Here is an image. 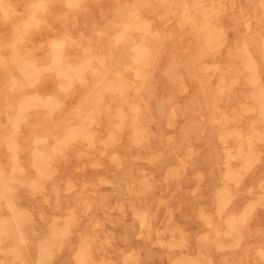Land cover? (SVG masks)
I'll return each instance as SVG.
<instances>
[{
  "label": "rangeland",
  "instance_id": "rangeland-1",
  "mask_svg": "<svg viewBox=\"0 0 264 264\" xmlns=\"http://www.w3.org/2000/svg\"><path fill=\"white\" fill-rule=\"evenodd\" d=\"M262 96L264 0H0V264H264Z\"/></svg>",
  "mask_w": 264,
  "mask_h": 264
},
{
  "label": "bare ground",
  "instance_id": "bare-ground-1",
  "mask_svg": "<svg viewBox=\"0 0 264 264\" xmlns=\"http://www.w3.org/2000/svg\"><path fill=\"white\" fill-rule=\"evenodd\" d=\"M203 10H204V9H203ZM214 11H215V10H214ZM212 13H214V12H212ZM207 14H208V13H207ZM29 16H30V15H29ZM34 17H35V16H34ZM26 19H27V18H26ZM247 22H249V21H247ZM125 23H126V22H125ZM128 26H129V25H128ZM121 28H122V27H121ZM139 28H140V27H139ZM98 32H99V31H98ZM118 32H119V31H118ZM119 37H120V36H119ZM51 41H52V40H51ZM55 41H56V40H55ZM17 42H19V41H17ZM245 42H247V41H245ZM245 44H247V43H245ZM210 47H211V46H210ZM12 48H13V47H12ZM244 49H245V48H244ZM56 50H57V49H56ZM85 50H86V49H85ZM17 51H18V50H17ZM248 52H249V51H248ZM15 53H16V52H15ZM140 53H141V52H140ZM59 54H60V53H59ZM247 54H248V53H247ZM249 55H250V52H249ZM133 56H134V55H133ZM18 58H19V59H22L23 56H22V58H20V57H18ZM247 58H248V57H246V59H247ZM250 58H251V57H250ZM19 59H18V60H19ZM24 59H25V58H24ZM246 59H245V60H246ZM15 60H16V59H15ZM56 60H57V59H56ZM2 61H3V60H2ZM21 61H22V60H21ZM246 61H247V60H246ZM250 61H252V62H250ZM13 62H14V61H13ZM17 62H19V61H17ZM249 62L251 63L250 66H252V68H253V64L256 63V62L253 61V60H249ZM23 63H25V62H23ZM87 63H89V61H88ZM80 64H82V63H80ZM247 64H249V63L247 62V63L245 64V67L247 66ZM256 64H257V63H256ZM256 64H255V68L257 67ZM19 66H20V64H19ZM201 66H202V64H201ZM58 67H59V66H58ZM73 67H74V66H73ZM80 67H81V66H80ZM89 67H90V66H89ZM202 67H203V66H202ZM245 67H244V69H247V68H245ZM51 68H52V67H51ZM70 68H71V67H70ZM200 68H201V67H200ZM200 68H199V69H200ZM252 68H250V70H251ZM95 69H96V68H95ZM202 69H203V68H202ZM202 69H201V70H202ZM43 70H44V69H43ZM213 70L215 71V69H213ZM247 70H248V69H247ZM253 70H254V69H253ZM253 70H252V71H253ZM256 70H257V69H256ZM256 70H255V71H256ZM28 71H29V70H28ZM33 71H34V70H33ZM81 71H82V70H81ZM203 71H204V69H203ZM207 71H209V70H207ZM255 71L252 72V73H250V74H252V75H253V73L256 74L257 71H256V72H255ZM21 72H22V71H21ZM54 72H55V71H54ZM64 72H65V71H64ZM76 72H77V70H76ZM211 72H212V70H211ZM56 73H57V72H56ZM214 73H215V72H214ZM214 73H213V74H214ZM68 74H69V73H68ZM78 74H79V73H78ZM213 74H212V75H213ZM255 74H254V75H255ZM180 75H181V74H180ZM252 75H251V76H252ZM254 75H253V77H254ZM37 76H38V75H37ZM207 76H208V75H207ZM210 76H211V75H210ZM255 76H259V75H255ZM32 77H33V76H32ZM35 77H36V76H35ZM71 77H72V75L70 76V78H71ZM247 77H249V75H248ZM247 77H246V79H247ZM253 77H251V78H253ZM220 78H221V77H220ZM33 79H34V77H33ZM37 79H38V78H37ZM79 79H80V78H79ZM246 79H245V80H246ZM248 79H249V78H248ZM257 79H259V78H257ZM237 80H238V79H237ZM237 80H236V84H237ZM254 80H255V79H254ZM28 81H29V80H28ZM33 81H35V80H33ZM222 81H223V80H222ZM231 81H232V80H231ZM231 81H230V82H231ZM246 81H248V80H246ZM9 82H10V81H9ZM31 82H32V81H31ZM31 82H30V83H31ZM139 82H141V81L139 80ZM233 82L235 83V81H233ZM233 82H232V83H233ZM248 82H249V81H248ZM27 83H28V82H27ZM234 83H233V84H234ZM250 83H251V82H250ZM251 84H252V83H251ZM249 85H250V84H249ZM257 85H258V84H257ZM64 86H65V84H64ZM66 86H67V85H66ZM184 86H185V85H184ZM252 86H253V88H254V83H253ZM186 87H187V86H186ZM223 87H224V85H223ZM223 87H222V88H223ZM250 87H251V86H250ZM255 87H256V85H255ZM259 87L261 88V86H259ZM259 87H258V88H259ZM64 88H65V87H64ZM262 89H263V88H262ZM262 89H261V90H262ZM67 90H68V89H67ZM222 90H223V89H222ZM261 90H260V91H261ZM218 91H219V87H218ZM220 91H221V90H220ZM254 91H256V92L258 91V90H257V87H256V89H254ZM254 91H253V95H257V94L254 93ZM116 93H117V92H116ZM221 93H222V92H221ZM261 93H262V92H261ZM31 97H32V96H31ZM262 97H264V96H262ZM25 98H26V97H25ZM255 99H256V98H255ZM22 101H23V100H22ZM25 101H26V100H25ZM28 102H29V101H28ZM40 102H41V101H40ZM30 103H31V101H30ZM36 103H37V102H36ZM58 103H59V102H58ZM27 104H28V103H27ZM33 105H36V104H33ZM42 105H43V104H42ZM42 105L40 104V105H36V106H42ZM21 106H22V105H21ZM25 106H26V105H25ZM31 106H32V105L30 104V107H31ZM241 106H242V105H241ZM45 107H46V106H45ZM260 107H261V106H260ZM31 108H35V107H31ZM39 108H42V107H39ZM45 109L47 110V108H45ZM48 109H49V108H48ZM33 110H34V109H33ZM26 111H27V110H26ZM23 114H24V113H23ZM23 114H22V115H23ZM171 114H173V113H171ZM20 117H21V114H20ZM170 118H171V117H170ZM21 119H22V118H21ZM202 119H203V118H202ZM14 120H15V119H14ZM19 120H20V119H19ZM171 120H173V119H171ZM10 121H11V120H10ZM10 123H12V122H10ZM173 123H174V122H173ZM13 125H15V124H13ZM173 125H174V124H173ZM17 126H18V125H17ZM80 127H81V126H80ZM233 132H234V131H233ZM90 133H91V132H90ZM235 134H236V133H235ZM221 137H222V135H221ZM12 138H13V137H12ZM4 139H5V138H4ZM45 139H46V138H45ZM87 139H88V138H87ZM222 139H223V137H222ZM258 140H259V139H258ZM5 141H6V139H5ZM12 141H13V140H12ZM166 141H168V140H166ZM263 141H264V140H263ZM38 142H39V141H38ZM190 142H192V141H190ZM212 142H213V141H212ZM7 143H8V142H7ZM12 144H13V143H12ZM90 144H91V143H90ZM111 144H112V143H111ZM212 144H213V143H212ZM240 146H241V145H240ZM58 149H59V148H58ZM240 150H241V149H240ZM243 150H244V148H243ZM252 150H253V149H252ZM223 151H224V150H223ZM226 151H227V150H226ZM45 152H46V151H45ZM224 152H225V151H224ZM227 152H228V151H227ZM242 152H243V151H242ZM16 154H17V153H16ZM188 155H189V153H188ZM238 155H239V153H238ZM243 155H244V154H243ZM254 159H255V158H254ZM145 160H146V159H145ZM252 160H253V157H252ZM255 160H256V159H255ZM257 163H258V162H257ZM16 164H17V163H16ZM248 165H249V164H248ZM248 167H249V166H248ZM2 170H3V169H2ZM0 171H1V170H0ZM231 171H232V170H231ZM174 173H175V172H174ZM225 175H226V173H225ZM1 176H2V175H1ZM4 179H5V178H4ZM9 179H10V178H9ZM104 179H105V178H104ZM0 180H1V178H0ZM11 180H12V179H11ZM105 180H107V179H105ZM3 181H4V180H3ZM17 181H18V180H17ZM107 182H108V181H107ZM107 182H106V183H107ZM106 183H105V184H106ZM236 183H237V182H236ZM6 184H7V183H6ZM107 184H108V183H107ZM140 184H141V183H140ZM1 185H2V184H1ZM21 185H22V184H21ZM12 189H13V188H12ZM31 189H33V188H31ZM5 190H6V188H5ZM7 190H8V189H7ZM13 190H14V189H13ZM34 190H35V189H34ZM14 191H15V190H14ZM10 201H11V200H10ZM132 207H133V206H132ZM11 208H12V206H11ZM11 208H10V210H11ZM246 209H247V208H246ZM202 210H203V209H202ZM15 212H16V211H15ZM17 212H18V211H17ZM18 213H19V212H18ZM21 214H22V213H21ZM204 214H205V213H204ZM19 216H20V215H19ZM27 219L30 220L29 218H27ZM31 219H32V218H31ZM18 220H19V219H18ZM24 220H26V219H24ZM128 220H129V219H128ZM8 221H9V220H8ZM15 222H16V220H15ZM17 224H18V223H17ZM19 224H20V223H19ZM209 226H210V225H209ZM2 227L5 228V226H2ZM12 228H14V227H12ZM55 230H56V229H55ZM125 230H126V229H125ZM8 231H9V230H8ZM14 232H15V231H14ZM126 232H127V231H126ZM161 232H162V231H161ZM162 233H163V232H162ZM15 234H16V233H15ZM158 234H159V233H158ZM125 235H126V234H125ZM136 235H137V234H136ZM161 235H162V234H161ZM128 236H129V235H128ZM158 236H159V235H158ZM21 237H22V236H21ZM23 240H24V238H23ZM161 242H162V241H161ZM60 243H61V242H60ZM153 243H155V242H153ZM222 244H223V243H222ZM48 246H49V245H48ZM58 249H59V248H58ZM51 252H52V251H51ZM73 254H74V253H73ZM41 257H42V256H41ZM49 258H50V257H49ZM85 258L87 259V257H85ZM211 258H212V257H211ZM181 259L183 260V258H181ZM262 259H263V258H262ZM42 260H43V259H42ZM177 262H179V264H180V261H177ZM185 263H186V261H185ZM192 263H193V262H191L190 264H192ZM196 263H197V262H196ZM200 264H201V263H200ZM205 264H207V263L205 262Z\"/></svg>",
  "mask_w": 264,
  "mask_h": 264
}]
</instances>
